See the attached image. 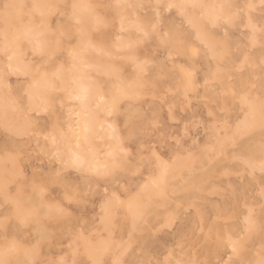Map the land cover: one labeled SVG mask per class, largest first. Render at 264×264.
Instances as JSON below:
<instances>
[{
    "label": "rangeland",
    "instance_id": "rangeland-1",
    "mask_svg": "<svg viewBox=\"0 0 264 264\" xmlns=\"http://www.w3.org/2000/svg\"><path fill=\"white\" fill-rule=\"evenodd\" d=\"M189 1L0 0V264L262 259L264 6ZM97 15L58 71L61 27Z\"/></svg>",
    "mask_w": 264,
    "mask_h": 264
},
{
    "label": "snow or ice",
    "instance_id": "snow-or-ice-1",
    "mask_svg": "<svg viewBox=\"0 0 264 264\" xmlns=\"http://www.w3.org/2000/svg\"><path fill=\"white\" fill-rule=\"evenodd\" d=\"M261 5L264 6V0H261ZM187 4H177L170 2H165V0H156V9L160 8H167V9H177V11L183 15V12L181 9L184 7H187ZM192 7H195L196 5L194 3L191 4ZM71 7L73 9H76L80 7V5L72 4ZM91 7V6H89ZM104 7H112L111 5H106ZM116 7H120L119 4L116 5ZM135 7H146L144 4H140ZM160 11H156V20L159 22L160 19ZM76 24L83 25L84 21L76 17ZM145 23H151L150 18H146ZM95 25L96 27L91 30H85L83 27L77 28L75 32H73L70 28L62 26L60 29L59 39L56 41L57 47L50 55H48V59L53 62H58V71H63L67 61H64L62 59L63 54H67V57L71 61L72 69L77 68L79 65L83 64L85 66L88 65V57L87 53L82 47V42L87 41L88 47H91L93 49L96 48V34L100 32V29L102 27H107V21L105 16L97 15L95 17ZM151 27L153 29L157 28V23H151ZM138 30L143 31L144 25H137ZM66 45V47H65ZM103 51V49H100ZM41 56L45 55L42 51L39 53ZM87 78V74H80L77 76L76 80L74 81L75 84H77L80 87V90L82 93L87 94L89 89L92 87L91 85L84 86L83 81ZM77 98H81L80 96H77ZM242 100L246 102V98L242 97ZM262 155H264V146L261 148ZM260 169L262 172H264V159L260 162ZM232 251L234 254L238 252L237 246L234 244ZM32 264H38V262H32ZM113 264H121L119 261H113ZM235 264V262H233ZM258 264H264V256H262V259L258 262Z\"/></svg>",
    "mask_w": 264,
    "mask_h": 264
},
{
    "label": "bare ground",
    "instance_id": "bare-ground-1",
    "mask_svg": "<svg viewBox=\"0 0 264 264\" xmlns=\"http://www.w3.org/2000/svg\"><path fill=\"white\" fill-rule=\"evenodd\" d=\"M190 1H193L194 2V0H190ZM190 1H189V3H190ZM79 3V2H78ZM80 4V3H79ZM198 4V3H197ZM190 5H191V3H190ZM85 6V5H84ZM81 7V6H80ZM79 8V7H78ZM81 8H83V7H81ZM73 9V8H72ZM80 9V8H79ZM212 9V8H211ZM77 10V9H76ZM87 10V9H86ZM208 10H210V9H208ZM212 14V13H211ZM217 15V14H216ZM218 16H219V14H218ZM83 17V16H82ZM223 17V16H222ZM80 18V17H79ZM211 19V18H210ZM76 20V19H75ZM74 20V21H75ZM121 26V25H120ZM26 34H28V33H26ZM26 36V35H25ZM24 38V37H23ZM34 52V51H33ZM13 53V52H12ZM17 53V52H16ZM40 53V52H39ZM9 62V61H8ZM11 63H13V62H11ZM14 64V63H13ZM21 64V63H20ZM12 65V64H11ZM11 65H10V67H11ZM23 66V65H22ZM25 70V69H24ZM20 71V70H19ZM19 71H18V73H19ZM79 71V70H78ZM24 73H27L26 71H23ZM22 72V73H23ZM21 73V72H20ZM36 87V86H35ZM40 87H41V85H40ZM42 88V87H41ZM44 88V87H43ZM80 87H78L77 89H79ZM37 89V88H36ZM34 90V89H33ZM39 91V90H38ZM79 91H81V90H79ZM80 93V92H79ZM78 95H76V97H77ZM79 96H80V94H79ZM81 97V96H80ZM82 98H84L83 96H82ZM78 156V155H77ZM78 159V158H77ZM80 159V158H79ZM74 161V160H73ZM82 162V161H81ZM80 165V164H79ZM260 193V192H259ZM247 221V220H246ZM248 223V222H247ZM229 239V238H228ZM226 240V239H225Z\"/></svg>",
    "mask_w": 264,
    "mask_h": 264
}]
</instances>
